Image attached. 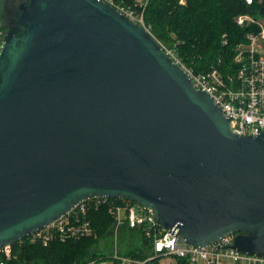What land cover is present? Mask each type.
<instances>
[{
  "label": "water",
  "instance_id": "1",
  "mask_svg": "<svg viewBox=\"0 0 264 264\" xmlns=\"http://www.w3.org/2000/svg\"><path fill=\"white\" fill-rule=\"evenodd\" d=\"M4 30L0 246L109 197L264 257V132L233 133L143 26L100 0H21Z\"/></svg>",
  "mask_w": 264,
  "mask_h": 264
},
{
  "label": "built area",
  "instance_id": "2",
  "mask_svg": "<svg viewBox=\"0 0 264 264\" xmlns=\"http://www.w3.org/2000/svg\"><path fill=\"white\" fill-rule=\"evenodd\" d=\"M100 1L148 31L143 23V12L139 13L115 0ZM243 1L251 5L254 0ZM234 22L239 27L251 29L245 35V42L238 43L234 49L235 70L232 73H222L214 68L204 73H195L184 66L171 49L161 47L173 62L183 69L193 87L208 94L214 104L222 109L233 133L255 136L264 132V15L242 14L235 17ZM4 36L5 30L0 29V50ZM101 209H104L112 220L108 230V239L113 247L109 252L111 259H87L79 264H114V261L118 264H177L178 259H184L187 264H264V257L235 250L234 234L225 235L205 247L193 246L187 244L177 234V230H162L151 210L134 201L119 198L92 197L83 200L54 222L25 239L29 243H39L42 246H48L56 239L62 242L95 239L97 235L90 214ZM122 227L138 229L142 237L150 242L151 247L147 250L146 258L137 260L119 254ZM0 264H21L14 253L13 244L0 246Z\"/></svg>",
  "mask_w": 264,
  "mask_h": 264
},
{
  "label": "trees",
  "instance_id": "3",
  "mask_svg": "<svg viewBox=\"0 0 264 264\" xmlns=\"http://www.w3.org/2000/svg\"><path fill=\"white\" fill-rule=\"evenodd\" d=\"M130 6L137 12L143 11V23L157 42L171 49L181 63L195 73L218 69L232 73L234 49L245 42L251 28L239 27L234 18L242 14L264 15V0H254L247 5L243 0H115ZM144 4L145 6H141ZM2 29V28H0ZM92 226L97 237L79 241L53 240L48 246L29 243L27 239L13 244L21 264H74L87 259H111L110 253L98 252L95 247L108 237L112 220L101 209L91 214ZM151 247L138 229L122 227L119 236V254L142 260ZM114 264L118 262L114 261ZM177 264H187L178 259Z\"/></svg>",
  "mask_w": 264,
  "mask_h": 264
},
{
  "label": "rangeland",
  "instance_id": "4",
  "mask_svg": "<svg viewBox=\"0 0 264 264\" xmlns=\"http://www.w3.org/2000/svg\"><path fill=\"white\" fill-rule=\"evenodd\" d=\"M142 0H139V2H141ZM21 2V0H0V16H5L7 14V12L11 11V7H17V5ZM181 4H184V0H180ZM141 6H145L144 4H141ZM143 12V11H141ZM140 13V12H139ZM112 245L111 242L109 241L108 237H106L105 239L101 240L99 242V244L95 247V250L98 252H104V253H108L112 251ZM118 252H119V246H118Z\"/></svg>",
  "mask_w": 264,
  "mask_h": 264
},
{
  "label": "flooded vegetation",
  "instance_id": "5",
  "mask_svg": "<svg viewBox=\"0 0 264 264\" xmlns=\"http://www.w3.org/2000/svg\"><path fill=\"white\" fill-rule=\"evenodd\" d=\"M11 11L7 12L5 16H0V28H8L10 26H13V20H14V14L16 11L15 7H11Z\"/></svg>",
  "mask_w": 264,
  "mask_h": 264
},
{
  "label": "crops",
  "instance_id": "6",
  "mask_svg": "<svg viewBox=\"0 0 264 264\" xmlns=\"http://www.w3.org/2000/svg\"><path fill=\"white\" fill-rule=\"evenodd\" d=\"M1 8H2V7H1ZM1 8H0V9H1ZM1 11H2V9H1Z\"/></svg>",
  "mask_w": 264,
  "mask_h": 264
},
{
  "label": "bare ground",
  "instance_id": "7",
  "mask_svg": "<svg viewBox=\"0 0 264 264\" xmlns=\"http://www.w3.org/2000/svg\"><path fill=\"white\" fill-rule=\"evenodd\" d=\"M153 36V35H152Z\"/></svg>",
  "mask_w": 264,
  "mask_h": 264
}]
</instances>
